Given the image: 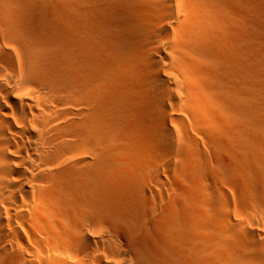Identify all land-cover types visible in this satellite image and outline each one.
I'll use <instances>...</instances> for the list:
<instances>
[{
  "label": "bare ground",
  "instance_id": "obj_1",
  "mask_svg": "<svg viewBox=\"0 0 264 264\" xmlns=\"http://www.w3.org/2000/svg\"><path fill=\"white\" fill-rule=\"evenodd\" d=\"M0 264H264V0H0Z\"/></svg>",
  "mask_w": 264,
  "mask_h": 264
}]
</instances>
